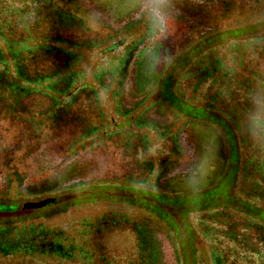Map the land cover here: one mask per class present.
Returning a JSON list of instances; mask_svg holds the SVG:
<instances>
[{
	"label": "trees",
	"instance_id": "16d2710c",
	"mask_svg": "<svg viewBox=\"0 0 264 264\" xmlns=\"http://www.w3.org/2000/svg\"><path fill=\"white\" fill-rule=\"evenodd\" d=\"M187 1L195 15H174L179 37L153 39L140 9L115 21L89 0H0V213L16 210L7 199L90 187L161 188L186 176L194 162L187 125L204 113L236 140L240 194L264 212V129L249 119L253 97L264 96V34L228 46L232 67L216 57L173 80L164 77L173 94L180 92V109L162 90L153 97L154 88H129V66L138 55L162 60L159 86L176 50L189 58L224 32L262 22L264 0ZM216 23L225 31L217 32ZM197 93L200 107L192 105ZM195 226L211 264H264L263 220L222 209L201 215ZM76 227L3 226L0 261L180 264L170 230L150 215L105 212Z\"/></svg>",
	"mask_w": 264,
	"mask_h": 264
},
{
	"label": "rangeland",
	"instance_id": "374dc122",
	"mask_svg": "<svg viewBox=\"0 0 264 264\" xmlns=\"http://www.w3.org/2000/svg\"><path fill=\"white\" fill-rule=\"evenodd\" d=\"M89 2L94 4L102 15L115 21L130 17L140 9L137 0H89ZM263 7L264 4L263 15L259 20L262 22L253 27L235 33L224 32L225 34L213 38L208 46L199 49L189 58L178 57L185 50H176L178 56L168 58L159 86L155 84L164 64L162 60L148 52L138 55L129 66L130 90L146 92L154 88L153 97L157 91L162 90V95L171 106L180 109L184 103L179 98L180 92L175 91L174 95L169 86L164 84L167 81H163V78L170 74L173 80L185 70H193L206 60L216 57L228 67H232L230 57L226 56L228 46L233 43L240 45L250 38L264 34ZM193 8L192 3L187 0H169L167 10L169 25L165 35L171 36L172 39L179 37L177 29L180 22L174 19V15L184 14L190 20L195 15ZM197 25L196 32L201 31L202 27L199 23ZM224 27L225 24H215L217 32L225 31ZM138 37L139 35L135 34L128 39ZM205 53L206 57L198 60ZM199 89H202V86ZM199 95L200 93H197L194 96L192 101L194 107L203 105ZM163 114L167 113L163 111ZM193 116L195 119L193 118V122L187 125L185 135L187 149L194 157L193 167L188 175L164 182L161 188H154L152 183L134 187L133 190L90 187L48 195L41 199H7L9 203H17V208L14 212L0 213V228L40 224L52 228L68 226V230L73 231L77 229L76 224L79 221H93L105 212L150 215L151 218L160 220L170 230L178 247L180 264H211L207 244L196 231V221L201 215L225 209L244 212L264 221V212L259 211L256 202L245 200L240 194L242 184L239 170L242 151L236 145V140H232L230 134H225L226 129L222 125L215 120L213 122L208 120V114ZM47 198H54L57 202L37 209L25 208L27 203ZM0 264L18 263L1 260Z\"/></svg>",
	"mask_w": 264,
	"mask_h": 264
},
{
	"label": "clouds",
	"instance_id": "9594fccd",
	"mask_svg": "<svg viewBox=\"0 0 264 264\" xmlns=\"http://www.w3.org/2000/svg\"><path fill=\"white\" fill-rule=\"evenodd\" d=\"M140 4L141 18L149 21L150 34L153 39L163 36L169 25V0H137ZM254 110L250 114L253 128L264 129V96L253 97Z\"/></svg>",
	"mask_w": 264,
	"mask_h": 264
},
{
	"label": "water",
	"instance_id": "95a60500",
	"mask_svg": "<svg viewBox=\"0 0 264 264\" xmlns=\"http://www.w3.org/2000/svg\"><path fill=\"white\" fill-rule=\"evenodd\" d=\"M56 203V199L54 198H47L41 201H37V202H33V203H27L25 205V208L28 209H37V208H42L46 205H50V204H55Z\"/></svg>",
	"mask_w": 264,
	"mask_h": 264
}]
</instances>
